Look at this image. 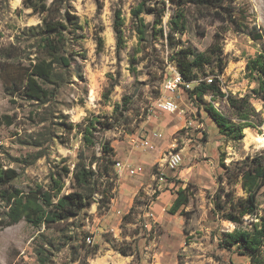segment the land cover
Segmentation results:
<instances>
[{"label":"rangeland","instance_id":"1","mask_svg":"<svg viewBox=\"0 0 264 264\" xmlns=\"http://www.w3.org/2000/svg\"><path fill=\"white\" fill-rule=\"evenodd\" d=\"M22 1L0 0V47L16 43L26 47L27 52V46L33 43L27 31L40 24L44 14L24 7ZM141 2L150 10L136 18L132 9ZM156 2L160 0H69L80 25L73 35L75 56L70 67L57 69L61 80L43 103L9 96L0 66V115H8L12 121L0 125V161L17 170V186L46 184L52 165L65 163L73 168L80 150L85 155L99 153V144L84 146L81 128L76 126L94 116L116 121L114 129L103 134L115 155V149L128 152L132 147L147 155L157 154L150 167L141 165L143 173L149 175L147 184L151 190L147 191L144 184L136 193L130 221L122 220L126 213L119 218L109 213L111 203L104 213H99L96 202L55 227H34L20 220L0 231V264L248 263L247 257L219 247L221 233L233 230L235 225L213 215L211 197L217 188V177L223 172L219 156L223 155L229 165L264 151V122L256 128H245L240 141H227L203 108L211 101L220 112L235 120L234 110L225 97L215 96L211 100V95H207L203 101H196L183 90L173 97L177 111L164 112L155 107L164 94L162 87L169 67H176L171 58L174 49L165 38L173 7L167 2L164 14L157 18L161 7ZM235 6L245 11L250 25L256 24L264 35V0H235ZM116 15L120 40L114 29ZM189 16L187 31L175 36L176 47L184 45L205 51L218 34L224 71L218 73L215 63L210 62L205 65L206 76L201 77H216L226 95L241 98L251 94L255 83L246 78L245 63L248 56L259 50L260 43L245 32L199 17L191 9ZM20 61L29 62L26 53ZM195 83L190 82V88ZM251 103L264 119L262 103L253 97ZM70 123L69 130L64 125ZM154 132L162 136L153 137ZM146 136L152 137L153 148L142 145ZM174 156L180 159L176 164L172 163ZM115 160L128 164L116 157ZM181 182L190 185L188 204L181 213L170 214L174 193L154 220L149 210L151 202L147 200L155 190L158 192L160 184L175 190ZM71 190L69 176L63 192ZM117 191L113 190L111 201L118 197ZM236 193L242 194L239 185ZM95 197L98 199L100 193H95ZM257 199L264 207V186Z\"/></svg>","mask_w":264,"mask_h":264},{"label":"trees","instance_id":"2","mask_svg":"<svg viewBox=\"0 0 264 264\" xmlns=\"http://www.w3.org/2000/svg\"><path fill=\"white\" fill-rule=\"evenodd\" d=\"M169 2L173 7L171 17L167 22L166 40L173 52L171 58L184 82H194L187 93L191 100L203 101L211 95L225 97L234 110L235 120L220 112L213 103L207 102L204 109L218 129V133L227 141H240L245 128H256L264 122L251 103L255 98L262 103L264 111V41L263 32L256 24L250 25L245 11L235 6V0H160L156 2L161 7L157 18L165 12ZM23 6L33 12L44 14L42 22L28 29V37L33 43L26 47L11 44L0 47V66L6 93L18 96L24 100L43 103L48 100L61 80L59 69L68 68L74 59L72 47L73 35L80 28L79 20L70 7L69 0H23ZM189 9L199 17L211 18L221 22L237 32H245L254 41L260 43L259 50L248 56L245 63V76L255 87L251 94L241 98L225 94L216 77L208 83L201 75L206 76L205 65L214 62L218 73L224 71L225 62L217 43L219 35L213 44L205 51H196L191 46L176 47L177 34H184L189 26ZM145 3H139L132 9L134 17L148 12ZM141 24L142 18H140ZM160 19L157 21V23ZM114 29L120 40L118 15L114 21ZM162 32V29H160ZM143 32V29L141 30ZM163 36V33H161ZM26 53L28 63H22L20 58ZM32 55V56H31ZM201 72V74H199ZM11 124L8 115H0V125ZM65 124V123H64ZM69 130L71 123L64 125ZM85 147L99 144V153L85 155L83 150L77 154L73 168L67 164H54L47 175L46 184L32 182L20 187L14 181L19 173L12 167H6L0 161V231L20 220H25L34 227H55L78 216L80 211L97 203L99 213H104L113 198V190L117 186V174L113 168L115 152L110 141L103 134L114 129L116 121L101 119L94 116L84 124H79ZM223 172L217 177V188L212 195V213L219 220H225L235 225L231 231H223L218 245L227 250L248 258L247 264H264V207H261L257 197L264 186V151L247 155L244 159L225 164L224 156H219ZM72 190L63 192L66 178H69ZM102 180V181H101ZM101 181V189L98 183ZM239 185L242 194L236 193ZM190 185L179 186L175 190L168 212H182L190 198ZM100 197L96 199L95 193ZM158 192L147 200L150 203ZM135 201V199H134ZM135 203V202H134ZM134 206L130 207L122 220L130 221Z\"/></svg>","mask_w":264,"mask_h":264},{"label":"crops","instance_id":"3","mask_svg":"<svg viewBox=\"0 0 264 264\" xmlns=\"http://www.w3.org/2000/svg\"><path fill=\"white\" fill-rule=\"evenodd\" d=\"M154 140H158L157 138ZM158 141L157 143H159ZM159 145V144H158ZM116 151V158H119V160L123 162H128L135 165H144L145 167H150L152 163H155L157 160V154L147 155L144 151L139 152L136 150L135 147H132L131 150L128 152L125 151V149H115ZM130 161V162H129ZM152 162V163H151ZM148 173H140L135 175L137 178H132L134 176H130L126 173H122L121 175H118L117 177V186L116 189H118L117 194L118 197L113 199L111 201V205L109 208V213L113 214L116 218H119L120 214L127 213V211L130 209L133 203V198L140 191L142 186L146 184L145 189L147 191H150V185L147 184V179L149 178L147 175ZM143 180V181H142ZM149 180V179H148ZM186 180V178L184 179ZM187 182H181L182 187L185 186ZM177 185V184H176ZM178 185L175 187V190L180 186ZM162 186V187H161ZM163 185L158 186V194L154 200L151 201L149 205L150 213L154 220H156L160 214L161 209H163L164 206L170 202V199L174 197V189L170 190L169 188H165ZM156 191V190H155ZM154 191V192H155ZM173 201V200H172ZM96 208V207H95Z\"/></svg>","mask_w":264,"mask_h":264},{"label":"built area","instance_id":"4","mask_svg":"<svg viewBox=\"0 0 264 264\" xmlns=\"http://www.w3.org/2000/svg\"><path fill=\"white\" fill-rule=\"evenodd\" d=\"M213 78H208L206 81L210 83ZM189 82H184V80H179L175 73V67H169V73L165 76L164 84H163V91L164 94L160 96L159 100L156 101L155 107L164 112H175L178 110L177 104L174 101V95L178 91H185L186 89L190 88ZM161 133L154 132L153 137H161ZM142 145L148 148H153L152 137H145L142 141ZM179 156L175 157L172 160V163L179 162ZM114 168L116 174L121 175L123 172L130 175L135 176L143 172V168L141 165L135 164H124L120 161H116L114 164ZM90 241V240H89Z\"/></svg>","mask_w":264,"mask_h":264},{"label":"bare ground","instance_id":"5","mask_svg":"<svg viewBox=\"0 0 264 264\" xmlns=\"http://www.w3.org/2000/svg\"><path fill=\"white\" fill-rule=\"evenodd\" d=\"M175 73H176V76L178 77L179 80H182V76L180 75V73L175 69ZM159 100V99H158ZM180 155V154H178ZM177 157V156H174L173 158H171L172 160ZM90 236V235H89ZM86 239L89 241L90 240V237H86Z\"/></svg>","mask_w":264,"mask_h":264}]
</instances>
